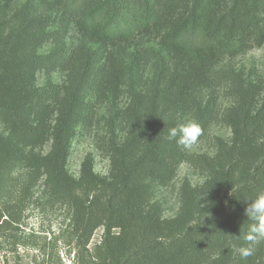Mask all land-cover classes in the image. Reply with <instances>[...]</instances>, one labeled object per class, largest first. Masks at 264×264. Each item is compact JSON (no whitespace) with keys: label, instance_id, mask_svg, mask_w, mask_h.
Segmentation results:
<instances>
[{"label":"trees","instance_id":"1","mask_svg":"<svg viewBox=\"0 0 264 264\" xmlns=\"http://www.w3.org/2000/svg\"><path fill=\"white\" fill-rule=\"evenodd\" d=\"M263 44L264 0H0V249L14 264L22 250L26 264H264V243L236 251L264 191V73L232 64ZM186 121L231 137L181 151L168 132ZM96 125L108 173L87 153L76 176L73 141ZM186 162L205 179L184 178L165 215L158 192Z\"/></svg>","mask_w":264,"mask_h":264},{"label":"rangeland","instance_id":"2","mask_svg":"<svg viewBox=\"0 0 264 264\" xmlns=\"http://www.w3.org/2000/svg\"><path fill=\"white\" fill-rule=\"evenodd\" d=\"M232 64L237 69H242L249 76L257 77L264 73V44L260 47L252 48L250 51L243 55L236 57ZM59 73V72H57ZM58 74H55V79H58ZM45 73L41 72L38 75V83L42 85L45 82ZM222 102L229 104L230 98L222 96ZM102 127L99 125L94 126L91 130L80 126L79 133L73 141L71 156L69 159V169L74 175H79L80 165L87 153H92L95 157V170L101 174H107L109 170V160L100 149L97 148L96 136L102 132ZM215 136H221L225 139H230L231 130L223 122L218 121L212 125L209 137L199 140L198 144L191 150V152H207L213 154L215 152ZM184 178H188L193 184H200L205 179V174L200 170L195 169L190 163H183L178 171V175L174 182L162 188L157 195V199L162 203L165 215L172 216L176 214L180 207L178 196V188ZM39 219L35 216L29 218V226H37ZM102 230H98L93 238V244L100 240ZM6 248L0 249V263H4L5 257L9 259L10 264H14L15 258L11 253H7ZM29 251L22 250L21 257L24 263L29 261ZM67 264L72 262L67 261Z\"/></svg>","mask_w":264,"mask_h":264},{"label":"clouds","instance_id":"3","mask_svg":"<svg viewBox=\"0 0 264 264\" xmlns=\"http://www.w3.org/2000/svg\"><path fill=\"white\" fill-rule=\"evenodd\" d=\"M202 128L191 121L178 122L168 132V139L175 140L181 151H191L202 136ZM245 215L251 222L242 237L243 244L236 249L241 260L255 254L256 247L264 243V191L259 192L245 209Z\"/></svg>","mask_w":264,"mask_h":264}]
</instances>
